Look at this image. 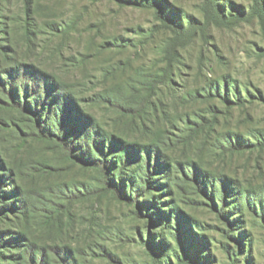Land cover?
I'll use <instances>...</instances> for the list:
<instances>
[{"label":"rangeland","instance_id":"1","mask_svg":"<svg viewBox=\"0 0 264 264\" xmlns=\"http://www.w3.org/2000/svg\"><path fill=\"white\" fill-rule=\"evenodd\" d=\"M162 1L164 4L167 2V10L175 15L179 14L180 18L185 15L186 25L197 32L195 43L184 52L194 66L193 72H230L241 81L252 82L264 95V57L261 52L264 48V21L246 14L254 9L253 0H217L219 6L214 2L211 13L203 10L205 0ZM23 2L1 0L4 7L0 11L1 44L7 46L6 40L11 33L13 39L16 38L20 55L34 58L44 68L69 78L84 99V106L105 129L129 142L141 144L149 143L153 138L152 132L161 130L162 144L173 160L197 159L203 155L205 164L213 163L216 167L219 162L220 169L237 172L246 185L264 184V152L225 156L217 160L208 149L204 148L203 153L198 151L203 135L191 146L186 145L185 140L197 137L194 132L187 128L179 130L178 123L167 120L169 114L180 117L188 112L198 114L208 111L209 101L195 102L190 109L178 105L174 111L164 112L167 108H161L157 114L152 112L143 119L124 115L99 101L100 88L123 84L124 80H129L128 77L133 79L138 69L156 70L153 64L159 60L160 54L159 47L156 49L155 45L163 42V33L157 31L160 22L155 19L154 10L125 5L117 0H39L38 10L36 12L35 8L32 17L35 23L37 21L41 25L42 32L37 39L36 33L30 34L32 38L28 41L24 38ZM54 22H60L68 29L55 32L51 26L46 27L47 23ZM107 40L116 49L104 51ZM83 60L87 61L84 63ZM122 65L129 67L120 73ZM158 66L166 67L167 62L164 60ZM192 79L193 83L196 82L195 77ZM98 82H101L100 88H97ZM181 84L182 78L176 81L174 87L180 88ZM251 90L257 94L254 87ZM167 92L165 89L162 95L165 103L170 100ZM249 111L255 122L264 125V105L258 104ZM246 113L247 110L236 109L230 123L237 124ZM206 115L211 116V113ZM15 123L23 126L21 131ZM180 126L184 127L183 124ZM28 128L29 122L17 112L0 109V156L15 170L13 180L5 184L4 191L18 188L25 194L35 189L55 193L60 187L70 191L63 196L62 206L59 205L61 208L53 205L50 211L43 212L38 207L37 210H40L36 216L24 220L27 233L34 235L38 244H69L79 250L80 264H153L148 242L154 238L164 240L167 245L163 257L165 261L185 264L182 258L186 254L177 236V231L180 232L177 222L160 219L161 211L170 207L167 202L177 200L183 212L181 230L189 232L190 216L198 222L194 232L199 236L194 238L196 242L192 241L201 247V250L195 248L200 255L209 257L208 260L205 258V264H264L261 211L257 215L249 214L245 223L236 224L233 231L207 206L210 204L207 199L195 201V195H187L183 191L178 192L175 199L169 193L153 189L139 196L142 202L150 200L152 207L139 206L105 190L98 170L76 163L60 147L34 141L24 133V130L29 131ZM4 172L9 173L8 170ZM7 200L10 199L1 198L0 206H4ZM15 220L10 211L0 213V229L12 230ZM229 232L243 234V251L228 254L229 243L238 249L228 237ZM246 234L248 237L253 235L248 249L245 243L250 239ZM2 250L7 255L15 252L9 245ZM10 262L14 264L12 260Z\"/></svg>","mask_w":264,"mask_h":264},{"label":"trees","instance_id":"2","mask_svg":"<svg viewBox=\"0 0 264 264\" xmlns=\"http://www.w3.org/2000/svg\"><path fill=\"white\" fill-rule=\"evenodd\" d=\"M117 1L154 10L155 19L160 22L157 31L163 33V42L155 45L156 49L159 47L157 50L160 54L159 60H155L156 64H153L156 70L146 67L138 69L133 79L127 76L129 80H124L120 85L100 88L101 82H98L97 88L102 90L99 93V101L124 115L143 119L152 112L157 114L161 108H167L163 110L164 112L174 111L178 105L190 109L195 102L207 100L210 102L208 111L198 114L188 112L180 117L175 114L167 116L168 121L178 123L179 130L191 129L197 136L196 138L191 136L184 144L191 146L203 135L204 139L199 144L198 151L203 153L204 148L208 149L217 160L225 156L264 152V125L255 122L253 114L249 111L258 104L264 105V95L260 89L250 81H241L230 72H193L194 66L189 63V58L184 52L189 51L195 43L197 32L186 25L185 15L180 18L179 14L175 15L167 10L165 6L168 5L167 2L164 4L162 0ZM216 1L205 0L203 10L211 13L214 2L219 6V2ZM253 1L254 9L246 14L249 17L257 16L264 21V0ZM39 4V0L23 2L24 38L28 41L32 38L30 34L36 33L37 39L42 32L41 25L37 21L35 23L32 17L35 8L37 12ZM3 10L0 0V11ZM50 26L55 32L68 29V26H63L60 22L46 24L47 28ZM13 38L14 36L9 33L7 46L0 42V109L6 112L15 111L22 119L28 121L29 131L24 130V133L34 141L60 147L67 157L76 163L98 170L105 190L112 191L131 203L136 202L139 206L143 204L151 208L150 200L142 202L139 196L158 188L175 199L180 191L187 195H195L197 197L195 201L207 199L210 203L207 206L211 207L233 231L235 225L244 224L251 213L257 215L261 211L264 221V184L246 185L237 172L231 173L220 169L219 162L216 167L213 163H208L210 166H207L208 164L202 160L203 155L197 159L173 160L162 144L164 141L161 130L153 131V138L147 144L129 142L118 137L105 129L97 117L87 110L82 102L84 99L75 84L70 83L69 78L44 68L34 58L20 55L16 38ZM113 48L116 49V46L112 45L110 40L105 41L104 51ZM261 52L264 57V48ZM164 60L167 66L159 67L158 64ZM83 61L85 63L87 60ZM128 67L129 65H122L119 72L127 71ZM193 77L196 78L194 83ZM181 78L180 88H175L176 81ZM243 86L245 88H242ZM251 87H254L257 94ZM165 89L169 91L166 94L170 98L166 103L162 97ZM174 105L176 108H173ZM236 109L247 110V113L240 122L233 125L230 120ZM206 113H211V116H207ZM182 124L183 128L180 126ZM15 126L20 131L23 128L19 123H15ZM0 168H2L0 171H3L0 172V199H10L4 206H0V213L6 214L10 211L16 217L12 230L0 229V264H12L10 260L14 264H80L78 249L69 244L40 245L34 235L27 233L28 228L24 224V220L36 216L40 208L43 212L50 211L53 205L61 208L63 196L67 195L69 190L60 187L55 193H50L48 190L41 192L35 189L30 194H25L18 188L4 191L5 184L13 180L15 170L2 156ZM5 170L9 173L4 172ZM261 173L263 174L262 170ZM50 195L52 197H49ZM167 203H170V207L161 211L160 219L177 222L180 230L177 231V236L186 254L182 261L187 264H205L206 256L195 250L198 247L201 250V247L195 244V239L199 235L194 229L198 228V222L190 216L188 218L190 225L187 226L189 232H183L181 230L183 212L179 207V201ZM10 234L12 236L7 238ZM228 235L238 247L236 249L229 243L228 254L243 251L245 240L243 234L229 232ZM252 236L248 237L246 234L250 239L245 243L247 249L252 243ZM148 244L153 264H173L163 259L167 246L164 240L157 241L151 238ZM7 245L15 252L8 255L3 253L2 248ZM208 259L209 257L206 258Z\"/></svg>","mask_w":264,"mask_h":264}]
</instances>
